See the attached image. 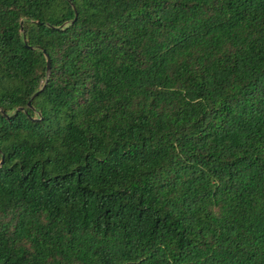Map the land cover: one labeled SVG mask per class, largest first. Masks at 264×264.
I'll return each mask as SVG.
<instances>
[{
  "label": "trees",
  "instance_id": "obj_1",
  "mask_svg": "<svg viewBox=\"0 0 264 264\" xmlns=\"http://www.w3.org/2000/svg\"><path fill=\"white\" fill-rule=\"evenodd\" d=\"M0 161V264H264V0H0Z\"/></svg>",
  "mask_w": 264,
  "mask_h": 264
},
{
  "label": "water",
  "instance_id": "obj_2",
  "mask_svg": "<svg viewBox=\"0 0 264 264\" xmlns=\"http://www.w3.org/2000/svg\"><path fill=\"white\" fill-rule=\"evenodd\" d=\"M74 20V19H73ZM45 76H46V78L48 77V73H49V61H48V59L45 57ZM45 78V80H44V84H45V82H46V79ZM37 93H35L34 95H36ZM33 95V96H34ZM27 105H28V103H27ZM0 163H1V161H0Z\"/></svg>",
  "mask_w": 264,
  "mask_h": 264
}]
</instances>
